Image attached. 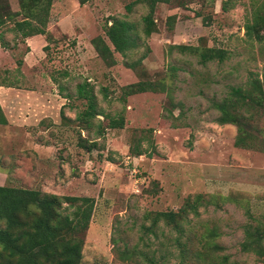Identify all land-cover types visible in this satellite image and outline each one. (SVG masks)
Listing matches in <instances>:
<instances>
[{"label": "rangeland", "instance_id": "374dc122", "mask_svg": "<svg viewBox=\"0 0 264 264\" xmlns=\"http://www.w3.org/2000/svg\"><path fill=\"white\" fill-rule=\"evenodd\" d=\"M132 1L51 0L47 38L23 39L10 23L0 28V84L20 90L15 107H47L35 126H0V182L93 199L79 264H150V257L161 264H264V255L241 248L245 224L264 226V109L230 107L258 145L246 148L233 144L236 126L218 123L213 106L231 87L246 89L249 79L264 77V40L244 35L264 0H223L225 10L222 0L157 3L148 36L140 21L147 7L136 2L126 11ZM8 2L18 9L17 0ZM111 17L135 23L137 47L113 53L115 64L106 66L90 39L104 35ZM176 44L222 48L226 57L201 63L170 47ZM146 78L163 79L165 91L119 99L122 86ZM83 80L93 86L97 109L120 114L122 127H108L101 115L89 129L74 120L83 105L75 86ZM182 208L179 228L160 220L147 230V213ZM123 248L142 254L122 261Z\"/></svg>", "mask_w": 264, "mask_h": 264}, {"label": "trees", "instance_id": "16d2710c", "mask_svg": "<svg viewBox=\"0 0 264 264\" xmlns=\"http://www.w3.org/2000/svg\"><path fill=\"white\" fill-rule=\"evenodd\" d=\"M86 1L88 0H78L81 4ZM189 1L191 0H134L125 4L124 8L130 11L132 4L136 2L146 5L147 11L140 17V21L143 35L148 36L156 30L153 11L157 3L183 6ZM17 5V10H11L8 0H0V28L10 23L8 30L18 33L23 39L35 34H44L47 38L46 23L51 0H17ZM220 9H226L223 0ZM196 15L199 16V13ZM166 19L170 21L167 25L170 28L175 16L169 15ZM203 20L207 19L202 17ZM103 33L104 37L101 35L92 37L90 44L106 66L115 64L113 53L124 54L137 47L136 25L132 21L111 17ZM244 35L257 42L264 40V11L255 13L250 22H245ZM0 45L2 47L6 45L1 30ZM170 47L194 54L201 63L212 59L221 61L226 57V51L218 47L199 48L183 44L170 45ZM45 48L46 46L42 47V49ZM141 57L143 58L144 55L128 63L127 67L133 68L135 64L140 63ZM146 91H165L164 80L146 78L126 84L121 87L119 99L123 100L128 95ZM75 94V98L81 99L83 105L76 111L74 120L84 129L91 127L92 119L97 115L106 118L107 126L110 128L122 127L123 119L120 114L108 116L97 109L93 86L88 82L83 80L76 84ZM63 97L67 99L70 95L66 94ZM213 106L219 112L216 118L218 123H230L236 126L237 133L233 141L235 146L258 148L254 141L246 139L253 135L249 130L245 131L242 128L245 117H240L234 111L235 109L230 107H258L262 113L264 77L262 80L249 79L246 89L231 87L228 95ZM4 123L5 119L0 110V124ZM96 132L100 133L99 125L96 127ZM91 146H94V143H90L85 149L89 150ZM135 154H139V151L135 150ZM92 206L93 199L87 196L57 195L34 188L0 185V264H79L84 232L91 216ZM181 211L166 210L147 213V217L150 218V226L147 230H151L150 228L160 220L166 225L179 228L180 221H183V208ZM178 240L179 238L177 242ZM263 240L264 226L249 223L244 225V240L241 243L244 251L251 250L256 255L263 256ZM124 248L117 254L122 261L130 260V254H142L141 251ZM147 261L150 264H161L155 262L152 257L147 258Z\"/></svg>", "mask_w": 264, "mask_h": 264}, {"label": "crops", "instance_id": "0c3cea01", "mask_svg": "<svg viewBox=\"0 0 264 264\" xmlns=\"http://www.w3.org/2000/svg\"><path fill=\"white\" fill-rule=\"evenodd\" d=\"M37 35L39 34L29 37L37 38ZM19 94L20 90L17 88L0 84V110L5 119V123L0 124V126L11 129L27 128L35 126L45 116L44 113L47 107H15L20 103ZM4 176V169L0 168V178ZM0 185H3V182H0Z\"/></svg>", "mask_w": 264, "mask_h": 264}]
</instances>
